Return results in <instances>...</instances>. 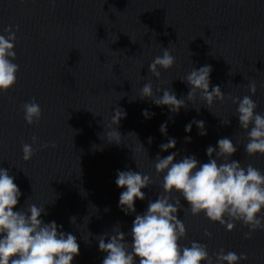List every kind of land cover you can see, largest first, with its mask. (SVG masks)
I'll return each mask as SVG.
<instances>
[{"label": "water", "instance_id": "1", "mask_svg": "<svg viewBox=\"0 0 264 264\" xmlns=\"http://www.w3.org/2000/svg\"><path fill=\"white\" fill-rule=\"evenodd\" d=\"M9 25H19L15 62L20 72L15 87L0 93V167L9 170L22 193L14 210L29 203L45 205L47 215L41 218L77 237L80 254L73 264H102L106 253L99 251L96 237L117 225L130 231L135 214L125 215L119 207L124 189L115 184L118 170L140 171L155 182L142 189L146 199L136 200L137 213L146 211L148 201L162 190L163 177L152 162L157 154L177 152V161L195 155L205 163L206 148L228 137L237 146L231 159L264 172V155L244 151L247 134L235 115L237 105L227 99L251 96L247 84L255 80L251 98L257 112L264 113V0H0V32ZM169 46L175 65L160 69L157 79L149 73V64ZM204 65L213 69L210 90L219 85L226 94L211 111L199 97L194 105L186 101L187 108L178 114L139 98L149 79L154 92L171 87L178 99L186 97L190 88L182 79L191 68ZM32 98L42 118L28 125L21 106ZM117 107L126 112L118 128L120 144L104 137ZM144 110L154 115L145 118ZM227 119L230 124H222ZM193 120L205 122L207 135L200 136L195 124L185 132ZM165 122L167 136L159 130ZM32 136L38 137L33 145L37 151L25 162L21 140L31 144ZM169 137L176 147L161 151L159 146ZM185 137H191L190 142ZM46 143L56 147L41 149ZM181 203L187 207L182 198ZM73 216L75 225L70 223ZM178 217L187 228L182 245L196 241L207 244L210 254L223 248L247 254L240 264H264V231L245 239L249 229L240 223L229 232L204 214L180 210Z\"/></svg>", "mask_w": 264, "mask_h": 264}, {"label": "clouds", "instance_id": "2", "mask_svg": "<svg viewBox=\"0 0 264 264\" xmlns=\"http://www.w3.org/2000/svg\"><path fill=\"white\" fill-rule=\"evenodd\" d=\"M18 31L19 25H9L0 32V93H7L18 82L20 65L15 62ZM170 46L162 48V54L155 56L149 64L151 76L159 79L160 69L174 67L175 57L171 54ZM212 70L210 65L191 68L182 79L190 88L186 97L178 99L171 87L157 88L154 92L149 79L140 89L139 98L151 99L156 106H167L170 112L178 114L181 108H187L186 101L194 105L199 97L211 111L214 102L222 103L226 98L219 85L212 86L210 90ZM230 75L234 74L231 72ZM247 89L251 96L256 94L255 80L248 82ZM161 92L162 95H157ZM251 96L241 98L227 95V99L237 105L235 115L240 128L247 134L244 151L248 156L264 155V113L257 112L258 105ZM21 107L28 125L39 123L42 109L35 98ZM195 108L199 111V107ZM142 115L151 118L154 113L144 110ZM125 117L126 112L120 107L112 113L104 133L109 143H121L122 135L118 128ZM221 122L230 124L229 119ZM193 124L199 129L200 136L207 135L203 120H193L185 126V132L190 133ZM159 130L167 136V122L161 124ZM130 134L136 136L135 133ZM185 140L190 142L191 137H185ZM31 141L29 144L21 140L22 159L25 162L31 160L37 151L33 145L37 144L38 137L32 136ZM148 143H152L151 137ZM48 147L54 148L56 145H40L41 149ZM140 147L147 154L141 143ZM159 147L167 152L176 147V140L169 137L168 142ZM236 152L237 146L233 140L224 137L217 141L216 147L209 145L206 148L208 161L205 163H201L195 155H187L177 161V152L164 157L157 154L152 162L156 174L163 177L162 190L155 200L148 201L143 213L136 212L135 202L144 201L146 194L142 189L155 182L150 175L140 171L118 170L115 184L124 189L119 196V207L125 215L135 214V218L127 233L117 225L111 233L96 237L99 251L106 253L102 264H240L247 260V254H237L223 248L210 254L207 244L196 241L182 245L181 240L187 238V228L178 217L180 210L192 216L204 214L210 222H218L229 232L240 223L249 229L244 233L245 239H251L257 230L264 231V172L250 163L245 165L231 159ZM173 193H178L179 197H173ZM21 195L14 176L8 169L0 167V264H73L74 258L80 254L77 237L62 231L63 226L55 221L45 222L41 218L42 214L47 215L45 205L29 203L26 208L14 210ZM181 198L187 202V207L181 203ZM70 223L76 224L75 216L70 217ZM205 236L211 239L210 232L205 231ZM85 241L90 243L89 239Z\"/></svg>", "mask_w": 264, "mask_h": 264}]
</instances>
